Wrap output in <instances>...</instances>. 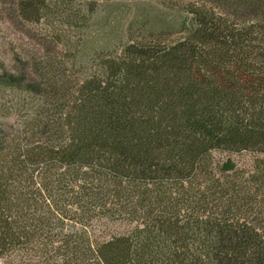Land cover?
I'll return each mask as SVG.
<instances>
[{
	"label": "trees",
	"instance_id": "obj_1",
	"mask_svg": "<svg viewBox=\"0 0 264 264\" xmlns=\"http://www.w3.org/2000/svg\"><path fill=\"white\" fill-rule=\"evenodd\" d=\"M169 1L172 40L74 81L44 62L40 111L0 133V264H264V0ZM100 2L0 0L63 49Z\"/></svg>",
	"mask_w": 264,
	"mask_h": 264
},
{
	"label": "rangeland",
	"instance_id": "obj_2",
	"mask_svg": "<svg viewBox=\"0 0 264 264\" xmlns=\"http://www.w3.org/2000/svg\"><path fill=\"white\" fill-rule=\"evenodd\" d=\"M100 1L97 18L78 49L74 46L78 38L72 34L70 47L63 49L53 42L45 25L21 21L10 13V6L0 4V133L13 134L40 111L43 97L35 88L53 51L74 81L95 71L98 58L119 52L131 39H141L154 24L163 27L167 40L176 38L172 25L180 13L169 0ZM88 56L95 62H88ZM123 228L109 224L111 231Z\"/></svg>",
	"mask_w": 264,
	"mask_h": 264
}]
</instances>
